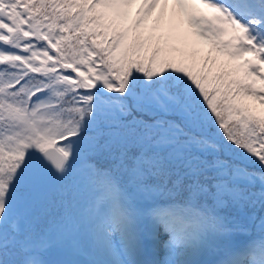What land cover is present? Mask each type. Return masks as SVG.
Returning <instances> with one entry per match:
<instances>
[{
	"label": "snow or ice",
	"instance_id": "obj_1",
	"mask_svg": "<svg viewBox=\"0 0 264 264\" xmlns=\"http://www.w3.org/2000/svg\"><path fill=\"white\" fill-rule=\"evenodd\" d=\"M0 264H264V0H0Z\"/></svg>",
	"mask_w": 264,
	"mask_h": 264
}]
</instances>
